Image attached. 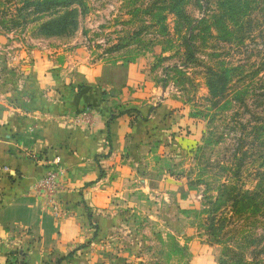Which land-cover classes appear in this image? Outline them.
I'll return each mask as SVG.
<instances>
[{"label":"rangeland","instance_id":"374dc122","mask_svg":"<svg viewBox=\"0 0 264 264\" xmlns=\"http://www.w3.org/2000/svg\"><path fill=\"white\" fill-rule=\"evenodd\" d=\"M35 1L0 0L1 89L35 60L69 78L103 67L125 114L115 78L136 63L158 90L146 119L164 114L95 182L93 238L61 264H264V0Z\"/></svg>","mask_w":264,"mask_h":264},{"label":"crops","instance_id":"0c3cea01","mask_svg":"<svg viewBox=\"0 0 264 264\" xmlns=\"http://www.w3.org/2000/svg\"><path fill=\"white\" fill-rule=\"evenodd\" d=\"M25 66V76L0 88V264L11 257L44 264L93 238L87 215L107 198L95 182L119 168L121 155L164 115L157 106L146 119L158 90L139 64L115 78L125 85L122 103L139 114L135 122L105 99L110 87L101 79L110 69L69 78L65 70L44 72L36 60Z\"/></svg>","mask_w":264,"mask_h":264},{"label":"trees","instance_id":"16d2710c","mask_svg":"<svg viewBox=\"0 0 264 264\" xmlns=\"http://www.w3.org/2000/svg\"><path fill=\"white\" fill-rule=\"evenodd\" d=\"M32 2V1H31ZM25 5H29L27 1H25ZM75 3L74 0H36L34 2V8H41L42 6L44 7L43 11H49L52 8H56V7H68V6H72ZM73 11H69L68 13H66L65 15L58 17L57 19H55L53 22L48 23V25L52 24V23H58L59 25L63 26L66 24V21L68 19H70L72 22L74 20L73 18ZM136 113L137 116L135 118H138L139 114L137 113V111H135L134 109H132V111L130 112H126L125 114H130V113ZM123 114V113H122ZM121 115V113H118V116ZM114 119V116H111L110 120ZM108 141H109V136H108ZM24 255V254H22ZM64 260V258H60L57 259L55 264H61V262ZM6 264H24L23 263V259L22 260H18L17 258H13L11 257V259L9 261L6 262ZM44 264H51L50 261L45 262Z\"/></svg>","mask_w":264,"mask_h":264},{"label":"built area","instance_id":"2783aa9c","mask_svg":"<svg viewBox=\"0 0 264 264\" xmlns=\"http://www.w3.org/2000/svg\"><path fill=\"white\" fill-rule=\"evenodd\" d=\"M54 162H55L56 164H58V163H59V157H55V158H54Z\"/></svg>","mask_w":264,"mask_h":264}]
</instances>
